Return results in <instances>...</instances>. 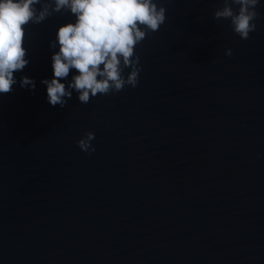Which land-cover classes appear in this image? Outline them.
Here are the masks:
<instances>
[{
	"label": "water",
	"instance_id": "obj_1",
	"mask_svg": "<svg viewBox=\"0 0 264 264\" xmlns=\"http://www.w3.org/2000/svg\"><path fill=\"white\" fill-rule=\"evenodd\" d=\"M156 2L139 84L87 104L52 107L41 83L75 17L26 26L0 94V264H264V0L248 40L215 19L224 0Z\"/></svg>",
	"mask_w": 264,
	"mask_h": 264
},
{
	"label": "clouds",
	"instance_id": "obj_2",
	"mask_svg": "<svg viewBox=\"0 0 264 264\" xmlns=\"http://www.w3.org/2000/svg\"><path fill=\"white\" fill-rule=\"evenodd\" d=\"M260 3L261 0H224L214 17L229 20L232 31L248 40L257 28L254 21L260 15L256 11ZM69 11L75 22L59 27L50 44L52 49L59 46L51 57L53 77L41 81L47 86L48 103L64 108L75 92L78 101L87 104L98 94L139 84L142 68L136 47L149 32L158 31L167 18V9L156 0H0V94L14 91L18 82L14 74L30 63L26 26L42 23L54 12ZM225 54L232 56V49ZM126 68L131 69L127 77ZM72 70L76 74L69 79ZM19 83L32 90L36 87L34 78L27 75ZM94 138L95 133L88 132L78 146L90 154L95 151L91 145Z\"/></svg>",
	"mask_w": 264,
	"mask_h": 264
}]
</instances>
